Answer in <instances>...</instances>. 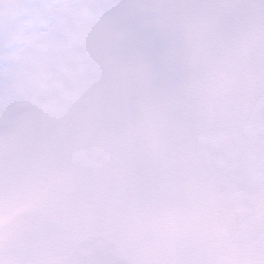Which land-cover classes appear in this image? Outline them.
<instances>
[{"label":"snow or ice","instance_id":"6c2138e0","mask_svg":"<svg viewBox=\"0 0 264 264\" xmlns=\"http://www.w3.org/2000/svg\"><path fill=\"white\" fill-rule=\"evenodd\" d=\"M81 43L86 57L108 55L107 43ZM181 55L170 49L174 67ZM45 76L61 93L0 136V226L9 234L0 264H264V112L244 145L207 152L191 129L215 101H190L180 107L187 119L173 121L161 97L143 124L92 133L91 113L75 115L95 93L82 61L67 57ZM243 82L264 103V72ZM209 166L218 171L205 181ZM34 231L49 234L25 238ZM107 236L125 239L84 246ZM13 249L22 255H7Z\"/></svg>","mask_w":264,"mask_h":264},{"label":"clouds","instance_id":"9594fccd","mask_svg":"<svg viewBox=\"0 0 264 264\" xmlns=\"http://www.w3.org/2000/svg\"><path fill=\"white\" fill-rule=\"evenodd\" d=\"M82 40L107 43V57H86ZM173 48L182 53L176 67L168 59ZM67 57L82 61L85 78L95 86L91 106L82 102L75 113H91L92 133L143 124L161 97H167L169 119L185 121L180 107L204 97L217 107L191 129L201 150L240 147L256 114L264 112V103L243 82L264 72V0H0V136L61 93L45 73ZM217 171L207 167L205 181ZM202 190L194 188L184 202ZM48 234L28 232L25 238ZM0 238L9 239L2 226ZM118 239L125 237L84 246L96 250Z\"/></svg>","mask_w":264,"mask_h":264}]
</instances>
